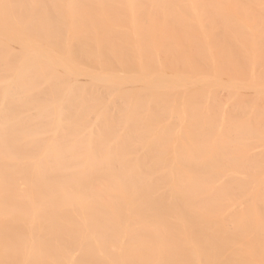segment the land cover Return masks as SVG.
Here are the masks:
<instances>
[{"label":"bare ground","instance_id":"obj_1","mask_svg":"<svg viewBox=\"0 0 264 264\" xmlns=\"http://www.w3.org/2000/svg\"><path fill=\"white\" fill-rule=\"evenodd\" d=\"M0 264H264V0H0Z\"/></svg>","mask_w":264,"mask_h":264}]
</instances>
